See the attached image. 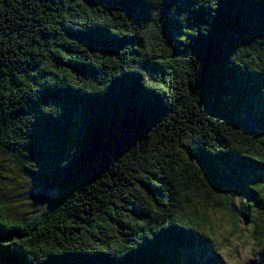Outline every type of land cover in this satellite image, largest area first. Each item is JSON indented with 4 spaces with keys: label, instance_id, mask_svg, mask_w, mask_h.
I'll use <instances>...</instances> for the list:
<instances>
[{
    "label": "trees",
    "instance_id": "16d2710c",
    "mask_svg": "<svg viewBox=\"0 0 264 264\" xmlns=\"http://www.w3.org/2000/svg\"><path fill=\"white\" fill-rule=\"evenodd\" d=\"M0 149L55 194L0 172V264H264V0H0Z\"/></svg>",
    "mask_w": 264,
    "mask_h": 264
},
{
    "label": "rangeland",
    "instance_id": "374dc122",
    "mask_svg": "<svg viewBox=\"0 0 264 264\" xmlns=\"http://www.w3.org/2000/svg\"><path fill=\"white\" fill-rule=\"evenodd\" d=\"M180 5L184 7L181 1L178 3V6ZM183 20L184 17L178 21V24ZM237 114L245 123L250 124V115L244 111H239ZM0 172L5 177L1 185L4 184L7 207L12 214L41 213L55 196L53 191L48 192L42 181L19 171L3 149H0ZM259 183L264 186V176L260 178ZM231 190L236 194L235 187ZM13 206H17L16 209H13ZM210 222V227L205 228V232H209L215 239L219 247L217 258L221 264H248L246 262L253 258L251 256L253 245L248 225L241 223L236 231H232L228 218L222 213L211 214ZM179 258L181 262L187 258L184 251L179 252Z\"/></svg>",
    "mask_w": 264,
    "mask_h": 264
}]
</instances>
